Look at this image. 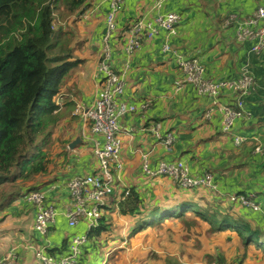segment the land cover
Returning a JSON list of instances; mask_svg holds the SVG:
<instances>
[{
  "label": "trees",
  "instance_id": "16d2710c",
  "mask_svg": "<svg viewBox=\"0 0 264 264\" xmlns=\"http://www.w3.org/2000/svg\"><path fill=\"white\" fill-rule=\"evenodd\" d=\"M100 1L103 2L0 0V213L6 212L17 201L27 200L31 192H44L45 187L56 179L42 178L52 174L61 163L65 165L70 159L73 151L69 149V143L75 138L81 122V115L73 112L77 108L76 100L83 99L77 89L75 73L85 65L87 59L84 55L90 49L85 37L87 29L80 21L89 22L98 14H103L107 23L108 12L102 10ZM138 17L131 18L118 31L119 37L126 34L131 22ZM233 24L232 21L230 26ZM98 42L102 44V38H98ZM252 48V53H262L258 54ZM200 61L204 64L203 60ZM62 91L64 95L60 104L57 97ZM70 93L76 98H72ZM228 93L231 98L227 104L235 107L237 94ZM246 95L243 99L247 107ZM128 101L149 102L153 107L157 100L152 96H142ZM205 113L201 117L207 121ZM146 126H149V121ZM181 135L180 143L184 140L185 145L194 137L193 133ZM224 138H227V132L222 130L216 131L207 140ZM84 140V143H88ZM178 142L173 145V151L182 149V144L178 145ZM245 154L237 152L229 156L226 162L232 165L229 176L234 177L236 168L245 169L251 165L246 163ZM255 165L258 170L264 168L263 161L254 162ZM252 170L250 172L254 174ZM142 175L152 184V192L157 188L156 196L149 195L146 198L140 190L130 185L127 193L115 176L114 187L107 205L102 209L99 225L89 231V242L84 248L82 264H98L96 262L99 261V264H125L127 254L134 247L132 240L149 231L154 235L157 233V237L169 234L168 238L174 244H165L160 240L157 249L155 245L147 253L135 256V264L136 260L138 264L161 260V250L164 253L177 251L185 261L191 263L204 259L206 262L243 264L250 246H255L264 254L262 220L260 222L256 216L247 217L246 213L252 209L231 201L228 193L204 187L184 189L169 176L167 191L166 185L155 183L158 177L149 176L143 171ZM214 175L220 184V174L214 172ZM242 176L238 172L237 178H234L243 182ZM246 189L242 184V190L236 194H248ZM176 190L177 196L173 195ZM125 217L130 224L124 233L122 218ZM53 227L50 225L48 233ZM82 227L87 228L86 225ZM81 231L79 227L77 231L72 229L71 232L76 235ZM233 234L239 238V245L233 239ZM72 235L63 238L62 246H65V250L69 249ZM46 237L43 236L38 246L46 244ZM228 242H232L231 252L222 249ZM55 249L48 247V252L59 257ZM172 263L179 264V260L175 259Z\"/></svg>",
  "mask_w": 264,
  "mask_h": 264
},
{
  "label": "crops",
  "instance_id": "0c3cea01",
  "mask_svg": "<svg viewBox=\"0 0 264 264\" xmlns=\"http://www.w3.org/2000/svg\"><path fill=\"white\" fill-rule=\"evenodd\" d=\"M155 1L126 0L124 8L118 15L115 32L110 38L112 66L117 70H121L125 61L129 59L130 67L127 72L124 98L128 100L142 96H152L154 100H157L153 107L150 106L147 111L143 113L137 111L126 114L121 118V125L132 127L133 132L131 136L123 138L122 160L124 167L117 174L120 177V184L124 188L128 185L137 188L146 198L149 195H155L157 188L155 187L152 192V184L146 180L145 175H142V155L148 153L152 168H156L161 160L171 161V159L180 158L186 161L190 171L194 174L204 170L218 172L221 177L218 185L223 192L228 194L236 193L242 190L243 184L244 187H247L246 192L255 194L257 200L264 201V170H261L264 168L258 170V166L257 168L256 165L254 166V162H264V158L253 149L256 143L264 145V51L259 55L254 54L251 52L253 40L238 41L235 25L229 27L221 26L222 20L224 22L225 18L230 15H237L243 18L251 14L258 6L264 5V0H165L162 7L159 8L160 11H174L182 15V20L176 32L168 34L166 30L161 29L159 35L150 42L145 43L142 49L129 58L125 51L126 34L123 37H119L118 31L131 18L142 16L143 14H149L150 16L157 13V9L154 7ZM100 4L102 10L107 13L110 9L109 2L100 1ZM197 21L205 24V28L196 26L195 22ZM80 22L87 29L85 37L88 39L87 45L90 49L86 50V55H84L87 59L85 65L80 67L77 72L81 70L80 72L83 74L88 66L91 67L88 72L89 78L82 83H78V73H75L77 89L83 98L76 101L78 102L77 105L80 104L86 107L93 102L101 87L102 79L96 75L97 57H99L102 50V44L98 42V38L103 39L107 32V23L103 14H98L89 22ZM215 28H217V31L214 30ZM209 32L211 33L210 35ZM166 41L180 54L188 58L203 60L206 74L211 78L217 80L234 79L237 78L244 67L250 68L254 74L256 85L254 90L246 95L247 108L252 113L246 119L237 120L232 132L227 133L226 139L207 140L216 131H222L221 114L217 112L215 114L219 116L214 114L211 118H206L207 121H205L201 115L210 108L211 101L199 96L191 84H186L180 90L176 89V82L181 77V72L175 56L162 51V46ZM228 94V91L223 92L220 100L227 103L231 98ZM63 95L64 93L61 94L62 97ZM70 96L76 98L72 93H70ZM136 103L140 104L138 101ZM81 118L80 127H77L75 138L81 136L82 142L73 149L69 148L73 151L68 161L70 162L69 166L61 170V167H64L66 163L64 166H59V170H54L49 176H52L51 179L56 180L44 189L47 203L53 205L57 210L56 220L51 224L55 227L50 230L44 241L48 242L49 247L57 248L55 249L56 255L59 257L66 254L69 250H65V246H62V241L63 238L73 234L71 232L72 229L77 231L79 227L82 228V231L76 235L84 234L87 231V228L84 229L82 227L86 225L83 222L71 227L65 216L67 209L72 207L67 183L78 174H93L98 169L96 158L92 152V143L82 135L84 121ZM147 121H149V126H146ZM203 123L204 125H201ZM156 127H158L160 134L172 131L176 138L175 142L179 141L177 144H182V149L178 152L176 150L168 152L163 142L152 131ZM88 130L91 131L89 125L87 127ZM182 133H193V140H190L187 145L183 144L186 143L184 140L180 143L179 138H181ZM233 135L249 136L250 141L241 147H236L233 143ZM84 139L88 143H84ZM237 152L246 153V163L251 164L245 169L238 167L234 172V177L237 176L238 172L243 174V182L240 179L237 180L233 176H229L231 172H229V169L232 168V165H230V162L226 164L229 161V156ZM251 168L254 174L250 172ZM155 181L157 184L166 185V190L169 191V179L167 176H160ZM173 195H178L177 190ZM20 202H22L21 205L17 206L15 203L6 212L0 213V246L2 247L1 244L3 242L8 243L5 249L0 250V257L9 250L15 249L19 254L20 264L22 256H24L27 264H31L29 262L30 259H34V247H38L43 236L34 227L36 220L34 205L28 200H20ZM246 214L249 218L256 216L260 222L262 220L261 223L264 225L263 212H256L252 209ZM20 220L26 222L22 226L24 229L28 226L27 221L32 222L31 234L26 235L24 229L20 227L12 229L14 232L9 229L16 224L15 222H20ZM122 222L124 224L123 232L125 233L130 221L125 217L122 218ZM165 238L157 237L150 231L136 236L132 240L134 247L127 254V262L125 264H135V256L147 253V251L155 248V245L157 249V244L160 240L161 242L163 240L165 244H169ZM233 239L236 240L238 245L241 243L236 234H233ZM232 242L225 244L222 249L231 252ZM241 249L244 250L242 245ZM30 251L31 253H29ZM247 251L248 257L243 264H264V254L257 250L255 246H250ZM160 252H162L159 253L162 255L160 257L161 260H152L147 263V259L146 263L173 264L172 261L175 262V259L179 260V264H193L197 261V264L212 263L206 262L204 259H197L193 263L185 261L183 255L177 251L164 253L165 251L161 250ZM32 253H34L33 258H31ZM133 253H137V255ZM34 263L37 264L35 261ZM136 264H138L137 260Z\"/></svg>",
  "mask_w": 264,
  "mask_h": 264
},
{
  "label": "built area",
  "instance_id": "2783aa9c",
  "mask_svg": "<svg viewBox=\"0 0 264 264\" xmlns=\"http://www.w3.org/2000/svg\"><path fill=\"white\" fill-rule=\"evenodd\" d=\"M109 2L110 9L107 14V32L102 39V50L99 54L96 66V75L100 77L101 87L98 95L88 106L77 105L75 113L81 115L84 121L82 135L91 141L92 152L98 162V172L94 174L76 175L68 183L72 207L68 208L65 216L71 227H75L82 221L88 229L97 227L102 216V207L107 203L112 193L115 182V173L123 170L122 147L124 137L131 136L133 128L122 126L120 121L128 113L137 111L145 112L150 107L149 102L128 101L122 98L129 69V59L121 70L115 69L111 64L112 50L110 38L116 29V19L126 0H103ZM165 0H156L157 13L143 14L131 22L126 32L125 51L130 58L134 53L142 49L143 45L159 35L161 29L168 34H174L182 19L178 12H162ZM87 17V16H86ZM85 17V18H86ZM236 27V38L240 42L253 40L252 50L256 53L264 51V5H261L252 14L245 17L230 15L225 18L223 25L229 27L231 22ZM164 53L175 56L181 77L176 82V89H182L186 84H191L199 96L210 98L211 106L206 110L205 117L211 118L216 110L222 116L223 131L231 133L237 120L246 119L251 111L246 107L243 96L250 93L256 85V78L249 68L244 67L241 74L234 79H214L206 74L205 65L198 58H188L180 54L166 41L162 46ZM228 91L237 94L235 107L220 100L223 92ZM92 121L91 133L87 131L88 123ZM154 135L161 139L167 149H170L174 136L172 133L160 134L158 127L153 128ZM94 134V135H93ZM249 141V136L233 135V143L240 147ZM255 152L264 158V145L258 143ZM142 170L149 176L166 175L178 183L182 188L204 187L218 190L211 172L201 175H192L189 167L183 160L162 161L156 168L151 167L148 153L142 155ZM115 172V173H114ZM120 180V177L117 176ZM129 192V189L126 190ZM27 200L36 209L34 227L42 235L48 234L50 225L56 220L57 210L49 205L46 194L42 191L31 192ZM231 201L251 208L256 212L264 213V201L256 199L255 194H232ZM88 243V234H78L71 238L69 250L66 254L56 257L47 250V243L34 247L35 257L41 264H82L81 259L84 246ZM0 264H20L19 254L15 249L9 250L0 257ZM211 264H234L230 262H213Z\"/></svg>",
  "mask_w": 264,
  "mask_h": 264
},
{
  "label": "rangeland",
  "instance_id": "374dc122",
  "mask_svg": "<svg viewBox=\"0 0 264 264\" xmlns=\"http://www.w3.org/2000/svg\"><path fill=\"white\" fill-rule=\"evenodd\" d=\"M195 25L197 26H199L200 28H205V24H202V23H200L199 21H197V22H195ZM221 26H223L224 27V25H223V20H222V22H221ZM215 31H217V28H215L214 29ZM213 30V31H214ZM211 33L209 32V35H210ZM98 58V57H97ZM90 67L91 66H88L87 68H86V70H84V73L82 74L80 71L81 70H79L77 73H78V75H77V77H78V83L80 82V83H82V82H84V81H86L88 78H89V74H88V72H89V70H90ZM80 72V73H79ZM63 93V91L62 92H60V94L58 95V97H57V100H58V102L61 104V102H62V96H61V94ZM89 127L90 126H92V121H89ZM77 131V130H76ZM89 131V130H88ZM89 132H91V131H89ZM255 147H256V145H255ZM255 147H253V149L255 148ZM60 162H62V161H60ZM69 164H70V162H67V164L64 166V165H59V166H64V167H61L62 169L61 170H64V169H66L68 166H69ZM57 170H59V168H57ZM51 179L52 178V176H45L44 178H42V180H44V179ZM37 182V181H36ZM22 204V202H17L16 203V205L17 206H19V205H21ZM121 221V220H120ZM16 224H14L12 227H10L9 229L12 231V232H14L12 229H15L16 227H20V228H22V226L26 223V222H24V221H22V220H20V222H15ZM27 223H28V226H27V228H22V229H24V231H25V234L26 235H29V234H31L32 233V230H31V228H32V222L30 223V222H28L27 221ZM29 224H31V225H29ZM156 235H157V233H156ZM160 236H161V233H160ZM19 237V236H18ZM163 237H166L165 238V240L167 241V242H169V244H174V243H172V241L168 238L169 237V234H167V236H163ZM28 241H29V239H28ZM2 247L0 246V250L2 249H5L7 246H8V243L7 242H3L2 244ZM134 250H135V248H134ZM131 251H132V249H131ZM29 253H31V251L29 252ZM33 254L34 253H32V257L31 258H33ZM91 258H92V256H91ZM34 261L37 263V264H41L38 260H37V258L35 257V254H34V259H30V262L29 263H31V264H35L34 263ZM197 261V260H196ZM198 262V261H197ZM197 262H195V263H193V261H192V263L193 264H197ZM214 262V261H213ZM212 262V263H213ZM96 263H101V261H99V262H96ZM21 264H27V261L24 259V256H22L21 257Z\"/></svg>",
  "mask_w": 264,
  "mask_h": 264
},
{
  "label": "clouds",
  "instance_id": "9594fccd",
  "mask_svg": "<svg viewBox=\"0 0 264 264\" xmlns=\"http://www.w3.org/2000/svg\"><path fill=\"white\" fill-rule=\"evenodd\" d=\"M182 20V19H181ZM181 22V21H180ZM180 24V23H179ZM178 24V25H179ZM233 26H234V24H233ZM177 28H178V26H177ZM147 111V110H146ZM74 114H76L75 112H74ZM206 114V113H205ZM222 130H223V128H222ZM153 131V130H152ZM167 133H172L173 134V136H174V133L172 132V131H168V132H166L165 134H162L163 136L164 135H166ZM232 139H233V137H232ZM161 140V139H160ZM162 141V140H161ZM175 141H176V138H175V136H174V142H173V144H172V146H171V148L170 149H167L166 148V146H165V148H166V150L168 151V152H171L172 150H173V145L175 144ZM249 141H250V137H249ZM248 141V142H249ZM247 143V142H246ZM164 144V143H163ZM258 143H256V145H257ZM165 145V144H164ZM244 145V144H243ZM241 147V146H240ZM255 147V146H254ZM254 150H255V148H254ZM178 160H183V159H180V158H178V159H175V160H171V161H178ZM162 161H167V160H161L160 162H162ZM184 161V160H183ZM159 162V163H160ZM184 162H186V161H184ZM187 164V163H186ZM188 165V164H187ZM189 167V166H188ZM190 170V169H189ZM143 171V170H142ZM204 172H211L212 174H213V176H214V182L217 184V186H218V190L217 191H215V192H218L219 190H220V187H219V185H218V183L216 182V180H215V175H214V172L213 171H211V170H204V171H202V172H200V173H196V174H194V173H192L191 171H190V173L192 174V175H201V174H203ZM115 173V172H114ZM94 174V173H93ZM117 174L118 173H115L114 175L115 176H117ZM78 175H80V174H78ZM160 176H166V175H158V176H155V177H160ZM170 177V176H169ZM73 178V177H72ZM171 178V180L173 181V182H175L173 179H172V177H170ZM176 183V182H175ZM125 189L127 190V189H129V191H130V188L128 187V186H126L125 187ZM185 189V188H184ZM210 190H213V189H210ZM129 193V192H128ZM232 194H236V193H231V194H229L230 196L232 195ZM248 194H251V193H248ZM108 201V200H107ZM105 205H107V203L105 204ZM104 205V206H105ZM103 206V207H104ZM103 207H102V209H103ZM102 217V216H101ZM83 222V221H82ZM85 223V222H84ZM86 224V223H85ZM87 226V225H86ZM93 228H95V227H93ZM91 229V228H90ZM90 229H88V227H87V231L84 233V234H88V239H89V231H90ZM47 235V234H46ZM73 237V236H72ZM71 237V238H72ZM46 241V240H45ZM71 241V240H70ZM88 242H89V240H88ZM46 243H47V250H48V242L46 241ZM88 244V243H87ZM86 244V245H87ZM85 245V246H86ZM69 246H70V244H69ZM85 246H84V248H85ZM84 253V252H83ZM83 257V256H82Z\"/></svg>",
  "mask_w": 264,
  "mask_h": 264
},
{
  "label": "water",
  "instance_id": "95a60500",
  "mask_svg": "<svg viewBox=\"0 0 264 264\" xmlns=\"http://www.w3.org/2000/svg\"><path fill=\"white\" fill-rule=\"evenodd\" d=\"M80 142H82L81 136H77L70 144L69 148L73 149L76 145H78Z\"/></svg>",
  "mask_w": 264,
  "mask_h": 264
}]
</instances>
